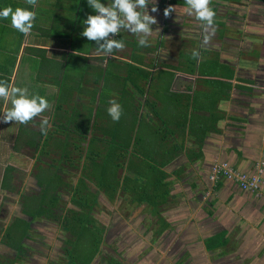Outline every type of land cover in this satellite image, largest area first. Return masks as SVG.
<instances>
[{
	"label": "crops",
	"instance_id": "1",
	"mask_svg": "<svg viewBox=\"0 0 264 264\" xmlns=\"http://www.w3.org/2000/svg\"><path fill=\"white\" fill-rule=\"evenodd\" d=\"M99 2L108 7L114 0ZM153 4L157 12L151 11ZM169 5L176 6V11L166 18L164 9ZM5 7L32 11L35 19L30 34L25 36L12 26L11 16L0 18V81H6L9 87L27 88L30 97L46 98L50 108L27 125L4 123V112L11 108V102L0 98V258L7 254L6 246L13 248L11 236L10 245L3 242L9 218H21L27 207L25 198L40 194L36 174L45 138L40 123L53 116L61 76L67 73L73 90L86 88V84L88 89L96 90L95 73L99 68L106 69L109 59L149 75L148 83L143 85L125 84L133 98L130 114L122 112V122L128 127L140 123V142L129 148L139 155L167 159L179 149L178 156L163 168L170 206L179 205L177 210L185 212L180 189L185 187L189 199L193 192L204 189V184H192L190 189L195 172L188 159L199 160V172L205 180L217 162H228L236 170L250 174L262 164L264 179V0H210L209 7L216 13L215 34L203 46L201 22L187 13L185 0H148V14L158 21L150 27L160 30L148 38V47H141L138 37L123 27L118 34H110L98 43L82 36L83 21L99 14L88 0H37L35 6L27 0H0V11ZM137 11L143 10L138 7ZM112 36L113 40H122L125 48L106 55L101 46ZM193 50L200 53L197 59L192 58ZM91 70H95L93 74ZM81 74L85 76L83 82ZM70 99L80 103L76 93ZM117 103L127 108L124 101ZM87 105L91 107L90 103ZM232 122L243 123L241 134L232 129ZM200 124L205 126L202 135L189 137L188 131ZM48 129H52L51 124ZM186 168L191 171L189 174L185 173ZM9 170V180L5 181ZM207 184L205 197L210 188ZM212 189L208 200L211 209L208 214L200 212L196 223L203 242L202 261L264 264V197L243 191L225 178L216 180ZM128 191L137 195L136 202L140 203L143 188L133 183ZM191 203H187V215L194 214V201ZM172 210L162 215L166 223L161 228L169 225L174 237L178 229L171 226L183 222L174 223ZM175 218L180 220V215ZM186 220L189 226L191 219ZM167 240L158 239L155 244L162 247L169 244ZM221 240L226 242L223 246H213ZM20 241L15 244L16 250L21 248Z\"/></svg>",
	"mask_w": 264,
	"mask_h": 264
},
{
	"label": "flooded vegetation",
	"instance_id": "2",
	"mask_svg": "<svg viewBox=\"0 0 264 264\" xmlns=\"http://www.w3.org/2000/svg\"><path fill=\"white\" fill-rule=\"evenodd\" d=\"M65 128V124L60 127L57 125V132L53 137L56 145L52 152L45 154L42 150L38 156L41 169H52L60 180L54 191V206L40 203L39 207H29L26 203L27 207L24 208L21 218H9V226L21 219L28 227L21 238V248L16 250L6 246L7 254L0 258V264H201L197 261V252L193 251L203 243L196 223L200 212L207 213L211 209L208 200L211 199L213 182L215 183L211 176L207 197L203 194L208 192L206 185L205 190L201 187L202 190L193 192L192 199H189L190 193L185 187L180 189L178 194L185 200V212L187 208L190 209L188 201L191 204L194 201V214L190 215L181 212V209L177 210L179 205L170 206L169 199L155 208L146 201L137 203L135 196L126 195L121 188H117L111 196L107 193V188L102 186L100 174L96 173L99 178L96 181L93 175L90 179L88 173L83 174V167L90 164H85L87 144L89 146L91 139L89 134L86 150L80 161L77 151L83 145V134L69 128L64 130ZM95 136L99 142H107L103 135ZM65 143L69 144L67 149L63 146ZM106 151L107 148L100 145L95 148L92 159L105 155ZM111 166L118 169L116 177L121 180L131 176L129 172L123 173L120 162L111 163ZM81 191L86 199L84 208L76 204ZM39 193L38 196H44L42 187ZM31 198L28 195L25 201ZM42 208L45 212L39 214ZM172 208L176 210L173 211ZM171 210L175 217L180 215L178 221L174 217V223L183 222L181 225L171 226L178 229L174 237L171 236L174 231L169 230V225L162 229L163 223L160 227L157 222V217ZM139 211L141 212L138 213ZM208 217L211 218L210 214ZM187 218L191 219L189 226L192 229H189ZM73 224L81 226H72ZM158 239L167 240L169 244L156 246ZM190 246L193 250H188Z\"/></svg>",
	"mask_w": 264,
	"mask_h": 264
},
{
	"label": "trees",
	"instance_id": "3",
	"mask_svg": "<svg viewBox=\"0 0 264 264\" xmlns=\"http://www.w3.org/2000/svg\"><path fill=\"white\" fill-rule=\"evenodd\" d=\"M92 46L94 48V45ZM123 66L124 67H122L117 60L109 59L106 69H95L97 70L95 73L96 80L94 81L96 90L88 89V84H86V88L81 86L78 88L75 87V90H73L72 86L68 85L71 80L68 78L69 76L67 73L66 75L64 74L61 76L60 96L57 100L56 106L54 107L53 116L48 119L52 129H48V132L43 135L45 138L42 142V150L45 154L52 152V149L56 145L54 144L53 137L57 132V125L60 127L65 124L70 130H78L83 134V145L77 151L79 160H82L84 151L86 150L85 144L88 137L87 135L91 129L93 112L96 105V97L101 87L99 104L95 121L92 126L91 139L85 157V164L88 162L90 164L89 166L85 165L83 167V174L88 173V178L90 179H92L93 175V179L95 181L99 179L96 173L100 174V179L103 180L101 184L104 188H107V193L111 196H113L117 188H121L125 194L129 193L133 196H137L134 193L128 191L133 183H136V185L143 188L140 200L138 201H140V203L146 201L157 208L164 204L167 199H169V185L165 181L167 178V173L163 170V168L178 156L179 149L173 150L174 152L167 159H163V157L160 155H139L134 152V148L132 151L129 149L132 144L136 145L140 142V123L139 125L135 124L134 126L132 125L128 127V123L122 122V115L119 121H114L108 115V108L110 107L109 101H124L127 105V108H122V112L126 111L127 115L130 114L133 96L131 93L132 91L128 90L127 87H125V84L139 85L142 83L141 85H143L148 83L149 75L144 70L125 64H123ZM95 70H91L92 74ZM127 71L130 73H127ZM123 72H126V74L123 75ZM84 77V74L80 75L81 82H83ZM136 78L137 81H135ZM102 82L103 85L101 86L100 84H102ZM136 91H139L138 88ZM74 93L79 95L80 103L74 102L72 99H70V101L68 100ZM87 103H90L91 107H88ZM86 105L87 110L84 109ZM200 125H202L201 128ZM200 125L195 127V129L192 128L190 131H188V136L196 138L202 135L205 126L203 124ZM96 134L103 135V138H105L107 142H99L95 136ZM100 145L104 146V148L106 147L107 151L105 152V155L103 154L101 157H97V159H100V161H96L97 159H92V157L94 156L95 148L100 147ZM63 146L65 149H67L69 144L65 143ZM121 151L123 155L121 154ZM193 156L195 157V155ZM116 161L120 162L122 170L131 173V176L126 177L123 180L116 177V171L118 169L111 166V163H115ZM110 167L113 169H110ZM47 170L45 169L43 171L40 167L38 173L36 174L38 185L44 189L45 194L44 196H33L31 199H28L27 204L30 205L29 207H31V205L39 207L40 203H48L49 207L54 206V204H52L55 200L54 191L60 180L57 177L55 171H52V169ZM9 173L10 170L5 174V181L9 180ZM84 200L86 199L85 197L83 198V193L81 191V193L78 194V198L76 199V204L79 205V207L84 208L86 205ZM135 200L137 201V198H135ZM44 210L45 209L42 208L43 212L39 211V214L44 213ZM72 226H76V224H73ZM79 226L81 225L77 224L76 227ZM27 227L28 225L25 223V221L17 219L16 222L9 226L5 231L6 233L3 237V242H5L7 245H10L8 237L11 236L13 241V243L11 241V244L12 247L15 248V244L19 243L21 236H23V233ZM82 227H84V225ZM20 230L23 233L18 235L17 232ZM210 242L211 241L207 243V247L209 248L212 247ZM225 243L223 240H221L218 244L216 243V245L213 246H223Z\"/></svg>",
	"mask_w": 264,
	"mask_h": 264
},
{
	"label": "clouds",
	"instance_id": "4",
	"mask_svg": "<svg viewBox=\"0 0 264 264\" xmlns=\"http://www.w3.org/2000/svg\"><path fill=\"white\" fill-rule=\"evenodd\" d=\"M89 4L95 9L98 15H89L83 21L85 25L82 36L87 37L89 41H96L107 38L110 34H118L121 27L129 29L138 37V43L141 47H148V38L155 31L150 27L157 24L156 17L148 14V0H114L110 6L106 7L99 0H88ZM27 3L35 6L37 0H27ZM187 13L193 15L196 20L201 22L203 30V45H207L212 35L215 34L214 17L215 11L209 7L210 0H185ZM143 11H137V8ZM152 12H157L158 8L153 4ZM176 11V6L169 5L164 9V16L167 18L172 12ZM11 16L12 26L25 36L29 35L33 28L35 13L20 7L14 11L11 7H5L0 11V18L7 19ZM123 17V18H121ZM104 54L110 55L114 50H123L124 42L109 40L105 46ZM97 52L100 49H96ZM200 53L197 50L192 51V58L197 59ZM0 98L6 102L10 100L11 108L4 112L3 122L9 123L15 121L27 125L34 118L40 116L50 105L46 98L36 95L29 96L27 88L9 87L6 81H0ZM108 115L114 120L119 121L122 115V108L115 100L109 101ZM50 122L44 118L40 123L43 134L47 133Z\"/></svg>",
	"mask_w": 264,
	"mask_h": 264
},
{
	"label": "built area",
	"instance_id": "5",
	"mask_svg": "<svg viewBox=\"0 0 264 264\" xmlns=\"http://www.w3.org/2000/svg\"><path fill=\"white\" fill-rule=\"evenodd\" d=\"M113 40V36L110 37ZM263 169L260 164L255 173L240 172L233 168L228 162H217L211 170V178L216 181L220 178L236 183L243 191L250 192L256 197H264V179L262 178Z\"/></svg>",
	"mask_w": 264,
	"mask_h": 264
},
{
	"label": "water",
	"instance_id": "6",
	"mask_svg": "<svg viewBox=\"0 0 264 264\" xmlns=\"http://www.w3.org/2000/svg\"><path fill=\"white\" fill-rule=\"evenodd\" d=\"M100 91H101V88H100V90L98 92L97 99H96V106H95L94 112H93V118H92L91 129H90V132H89V137H91L92 126H93V123L95 121V116H96V112H97V108H98V104H99ZM231 126H232V129H234V131H236L237 133H239V134L242 133L243 126H244L242 122H232ZM201 127H202V125H200V128ZM87 147H88V144H87ZM195 148H197V147H195ZM195 154H197V153H195ZM187 162L190 163V166H192V167H190V169H194V172H195L194 175L191 178L192 180L189 182L190 189H192V184L197 185L198 187L201 186L202 184H204V185H206V188H208L207 183L209 181V176H211V175L207 176L206 180H205L204 175L200 174V172H199L200 171V167H199V164H198L199 160L198 161H192V160L188 159ZM194 163H195V166H193ZM189 172H191L189 170V168H186V172L185 173L189 174ZM198 176L200 177V180H196L195 179V178H198ZM214 184L215 183L213 182V186H214ZM203 190H205V189H203ZM192 191H194V190H192ZM9 222H10V220H9ZM9 222L5 226V228H7V226L9 225Z\"/></svg>",
	"mask_w": 264,
	"mask_h": 264
},
{
	"label": "rangeland",
	"instance_id": "7",
	"mask_svg": "<svg viewBox=\"0 0 264 264\" xmlns=\"http://www.w3.org/2000/svg\"><path fill=\"white\" fill-rule=\"evenodd\" d=\"M101 109V108H100ZM157 222L159 223V226L161 227V223H164L166 222V220L160 215V217H157ZM196 248V252H197V261L200 262L201 264H205V262H203L202 258H203V255H202V251H200V247H195Z\"/></svg>",
	"mask_w": 264,
	"mask_h": 264
}]
</instances>
